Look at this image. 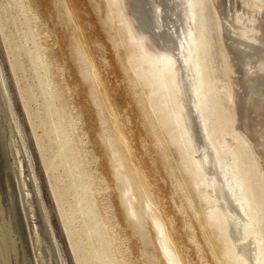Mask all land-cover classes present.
Segmentation results:
<instances>
[{
	"label": "rangeland",
	"instance_id": "374dc122",
	"mask_svg": "<svg viewBox=\"0 0 264 264\" xmlns=\"http://www.w3.org/2000/svg\"><path fill=\"white\" fill-rule=\"evenodd\" d=\"M193 1L211 142L222 162L238 157L261 204L215 1ZM239 1L250 16L233 13L238 32L264 6ZM0 84L59 264H245L194 167L175 69L143 48L118 0H0Z\"/></svg>",
	"mask_w": 264,
	"mask_h": 264
},
{
	"label": "bare ground",
	"instance_id": "6f19581e",
	"mask_svg": "<svg viewBox=\"0 0 264 264\" xmlns=\"http://www.w3.org/2000/svg\"><path fill=\"white\" fill-rule=\"evenodd\" d=\"M214 1L218 32L231 70L236 73V125L252 141L264 174V6L259 16L254 15L251 29L238 32L233 13L238 11L249 17L246 3ZM118 3L143 48L175 69L182 96L180 123L186 133V142L195 153L194 167L204 174L201 186L209 199L210 209H216L225 222V235L231 247L244 255L245 264H264V241L259 232L264 221V202L258 204L251 199L250 188L242 176L244 172L238 167V157L228 156L224 162L217 157L210 133V125L215 121L209 118L214 109L207 101L204 105L200 104L201 100L199 102V95H205L200 75L198 7L194 9L193 0H118ZM202 149L207 159L202 158Z\"/></svg>",
	"mask_w": 264,
	"mask_h": 264
},
{
	"label": "water",
	"instance_id": "95a60500",
	"mask_svg": "<svg viewBox=\"0 0 264 264\" xmlns=\"http://www.w3.org/2000/svg\"><path fill=\"white\" fill-rule=\"evenodd\" d=\"M192 40L188 42L189 50ZM0 264H59L14 133L1 84Z\"/></svg>",
	"mask_w": 264,
	"mask_h": 264
}]
</instances>
